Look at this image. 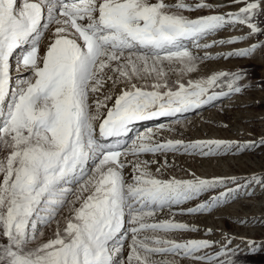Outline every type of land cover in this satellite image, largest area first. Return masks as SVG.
<instances>
[{"label": "snow or ice", "instance_id": "1", "mask_svg": "<svg viewBox=\"0 0 264 264\" xmlns=\"http://www.w3.org/2000/svg\"><path fill=\"white\" fill-rule=\"evenodd\" d=\"M235 5L221 13L208 0H0V264H236L234 236L176 239L200 231L176 217L211 214L241 189L252 195L264 176L243 185L195 173L165 179L168 157H218L264 138L162 141L159 133L175 129L160 124L124 139L136 122L181 124L183 114L250 87L242 68L182 79L207 61L264 48L212 54L264 35V0ZM241 26L247 35L209 41ZM173 75L181 79L169 83Z\"/></svg>", "mask_w": 264, "mask_h": 264}, {"label": "rangeland", "instance_id": "2", "mask_svg": "<svg viewBox=\"0 0 264 264\" xmlns=\"http://www.w3.org/2000/svg\"><path fill=\"white\" fill-rule=\"evenodd\" d=\"M168 2L175 3L177 2V0H168ZM186 2L195 3L196 0H186ZM208 2L213 3L214 0H208ZM223 2L227 3V5H224V4L220 5L218 11L221 13H225L228 11H236L238 7L240 6V5L230 6V0H223ZM226 9H229V10H226ZM184 14L192 18H195L196 16L207 15L209 13L207 12V10H205V11L193 12V13L186 12ZM260 20L264 21V17H261ZM260 26L264 28V23H261ZM241 27L235 30L229 27L227 28L231 30V31L228 30L229 32L227 31V29L220 31L218 34L219 36L218 40L225 39V36L229 35L230 33H232L231 35H234V36L242 34V33L243 35H246L248 29L246 27H242V28ZM209 38H213V37H209ZM257 42L264 43V35H258L254 38L246 39L234 45L219 46L218 48L220 49V47H224L230 50L232 48L233 50V49L241 48L242 44L244 43L252 44V43H257ZM214 49L215 47L212 48L210 51L212 52V50ZM225 51H228V50H225ZM13 64L15 65V59H13ZM216 66L218 67L224 66V68L226 67L223 70H237L240 68L244 69L247 72V80L245 82L246 83L249 82L248 84L250 85V87L244 92V94L238 95V97L237 95L233 96L234 100L231 101L230 104L229 102L226 103V99H228L226 98L225 100L223 99L221 101H217L218 103L216 102L212 107H210V109H207V111L211 113L210 115H215V117L220 115L218 118H222L223 123H224L223 125H221L222 127L221 126L215 127L214 130L212 131V134L223 140L230 139V141H238V142L256 141L257 144L259 145L260 139L264 138V48L258 49L251 57H248V58H231L228 60L220 59L216 61H207L204 64L199 66L198 73L188 74L186 76H183L182 79L184 82H186L188 79L199 78L202 76L206 77L210 73L214 72ZM15 75L16 73L13 70V76ZM176 79H181V77L173 75L169 83H172V81ZM243 98L248 102L251 100L254 103L251 104L250 106L248 105V102L245 103L246 101H243L244 100ZM234 101H237V102H234ZM238 102L240 105L242 103L245 105L238 106ZM212 111L214 112V114ZM225 111L226 112L229 111L231 115L234 113L233 115L234 118L229 119L228 116H226L227 113ZM193 116H190V117L186 116L185 118L181 120V124L185 122L187 124L188 130L190 131V133L192 132L191 133L192 137L195 138L196 140H199L198 138H200L201 137L200 135H202V133L200 132L201 123L198 122L197 119H194L197 115L196 116L193 115ZM225 120L228 122H226ZM225 125H227V127H225ZM168 138H171V136ZM175 157H173V159L175 160L176 167L171 176H175L177 178H185V176H186V179L191 178L190 177L191 173H195L196 176H199V177L205 176L208 178L209 177L210 178L211 177H236L237 178L241 176L242 177L241 179L240 178H237V179L243 185L244 182L247 179H249L253 174H257L258 176H264V169H263L264 168V145H259L251 149V151L245 150L243 152H233L227 155L218 156V157H210V158L207 157L205 159L199 158L198 156L195 158L192 156H175ZM230 186H232V184H230L229 187ZM234 186L236 187V185H233L232 187ZM255 188H257V190L259 188V193L252 194V195H246L245 190L241 189L239 196L234 201H230L227 205L219 207L220 212L222 210L226 212L225 213L226 217L223 218V224L221 221L220 223L216 224L217 227L215 228L209 227L213 230V234L209 235L206 238V239H210L214 241H222L224 234L234 236L236 239L233 240V244L231 246L235 247L237 244H239L240 249H241V252L239 253V255L234 258L236 260V264H264V218H261V217L252 218V220L250 218L251 216H256V214H253V213L260 211V210L264 211V205L259 206L258 204V202H261L262 204H264V194H263L264 189L261 192V189H262L261 187L253 186V188L250 189V191L254 190ZM244 199L246 202L243 201ZM241 200L243 201L242 206H241ZM257 200L259 201L257 202ZM250 201L252 202V204L250 203ZM242 220L245 221V223H241ZM210 222H211V219H210ZM212 224L213 223L204 222L202 223V228L205 229L208 225H212ZM50 235H51V232L48 231L46 233L45 238H47V236H50ZM196 236H199V234L197 235V233H183V234H176L174 238L176 239H201V238H194ZM241 237L246 238L247 240L255 241L256 244L260 246L259 250L254 253L249 252L247 244L241 243V240H240ZM182 264H190V262L183 261Z\"/></svg>", "mask_w": 264, "mask_h": 264}, {"label": "bare ground", "instance_id": "3", "mask_svg": "<svg viewBox=\"0 0 264 264\" xmlns=\"http://www.w3.org/2000/svg\"><path fill=\"white\" fill-rule=\"evenodd\" d=\"M214 4H216V5H227V3H225V2H223V0H214V2H213ZM226 10H229V9H226ZM225 11V10H224ZM229 12V11H228ZM240 28V27H239ZM242 28V27H241ZM228 30H230V29H227V31ZM231 31V30H230ZM233 31V30H232ZM229 32V31H228ZM238 32V31H237ZM244 32V31H243ZM246 33V32H245ZM247 33H248V30H247ZM218 34L219 33H217L216 35H214V36H212L213 38H209V41H211V40H218ZM232 33H230L229 35H226L225 36V39H227V38H230V37H232V36H234V35H231ZM240 35H243V33L242 34H239V35H235V36H240ZM247 35V34H246ZM217 38V39H216ZM251 44H249V43H244V44H242V46H241V48H244V47H248V46H250ZM225 46V45H224ZM240 46V45H239ZM229 48V47H228ZM225 50H228V51H231L232 50V48H231V50L230 49H226V48H224V47H220V49L218 48V47H215V49L214 50H212V54L213 55H215V54H217V53H225V52H228V51H225ZM259 58V57H258ZM262 59V58H261ZM261 59H260V61H261ZM248 61V60H247ZM231 64V63H230ZM233 65V64H232ZM231 65V66H232ZM226 68V67H225ZM224 68V66H220V67H218V66H216V68H215V70L214 71H217V70H223V69H225ZM249 83V82H248ZM237 97H238V95H237ZM234 97H232V98H230V99H226V103H228L229 102V104H230V102L231 101H233L234 99H233ZM244 99V98H243ZM225 100V99H224ZM237 100V99H236ZM243 101H246L245 99L243 100ZM217 102V101H216ZM216 102H214V104L216 103ZM234 102H237V101H234ZM248 101H246L245 103H247ZM218 103V102H217ZM254 102H252L251 100L248 102V105H250L251 106V104H253ZM214 104H211V105H207V106H204V107H202L201 109H199V110H196V111H194V112H189V113H185V114H183L182 116H180V117H178L180 120H182L183 118H185L186 116H193V115H197L194 119H197V121L198 122H200L201 123V125H200V127H201V129H200V132L202 133V135H200L201 137L200 138H198V139H220V138H218L217 136H214L213 134H212V131L214 130V128L215 127H220L221 125H223L224 123H223V120H222V118H218L219 116H217V117H215V115H210L211 113H209V111H207V109H210V107H212ZM233 104V103H232ZM241 105H245V104H241ZM240 104H239V102H238V106H241ZM247 105V104H246ZM247 105V106H248ZM246 107V106H245ZM231 110V109H230ZM213 112V111H212ZM226 112V111H225ZM227 114H226V116H228V118L229 119H233L234 118V113L231 115V113L228 111V112H226ZM213 114H214V112H213ZM200 117H199V116ZM194 117V116H193ZM260 117V116H259ZM227 118V117H226ZM227 118V119H228ZM176 118H159V119H156V120H148V121H141V122H136L133 126H132V131L128 134V136L126 137V138H124V139H127V138H129V136H131L133 133H134V135H133V137L129 140V141H131L133 138H135V136L138 134V133H142V132H144V131H146L147 129H153V130H156L157 129V127H158V125H160V124H165L166 126H171L173 129H175L174 131H171V132H169V131H167V130H165V131H163V132H161V133H159V135L156 137L157 139H159V140H165V139H182V140H185V141H194V140H196L195 138H193L192 137V132L190 133V131L188 130V127H187V124L185 123V122H183V124H181V125H179V124H175L174 123V120H175ZM188 119V118H187ZM186 119V120H187ZM225 119V118H224ZM260 119V118H259ZM189 120H190V118H189ZM193 120V119H192ZM221 121H222V123H221ZM226 121V120H225ZM226 122H228V121H226ZM190 124V123H189ZM189 126V125H188ZM222 127V126H221ZM194 134V133H193ZM190 135V136H189ZM219 135V134H218ZM171 136V138H168V137H170ZM224 137V136H223ZM225 138V137H224ZM228 139V138H227ZM249 139V138H248ZM256 139V138H255ZM230 140V139H229ZM235 140V139H234ZM251 151V150H250ZM238 154H240V153H238ZM176 156H188V155H176ZM199 157V156H198ZM146 159H151V157L150 156H148V157H145ZM199 158H207V157H199ZM168 159H169V161L170 162H172L173 164H174V167L173 168H169L166 172H165V176H164V178L165 179H167L169 176H171L172 174H173V171L175 170V167H176V163H175V160L173 159V157L172 156H170V157H168ZM175 159H176V157H175ZM177 159H178V157H177ZM181 163V162H180ZM178 166V165H177ZM180 166V165H179ZM223 167V166H222ZM228 168V167H227ZM262 169V168H261ZM264 169V168H263ZM155 170V166H153V171ZM258 170V169H257ZM177 171H179V170H177ZM236 171H237V169H236ZM229 172V171H228ZM254 172V171H253ZM244 173V172H243ZM259 173H261V172H259ZM190 175V174H189ZM255 175H257V174H255ZM179 177V176H178ZM191 177V176H190ZM185 178H186V176H185ZM192 178V177H191ZM202 178H208V177H202ZM210 178V177H209ZM237 178H242L241 176L240 177H237ZM232 186H233V184H232ZM232 186H230V187H232ZM235 187V186H234ZM252 192H253V194H257V193H259V188H258V190H257V188H255L254 190H251ZM263 191V189H261V192ZM264 194V193H263ZM203 199H207V196H205V197H203ZM238 201H240V200H238ZM238 201H236V202H238ZM244 202H246L245 201V199L243 200ZM242 200H241V206H242V202H243ZM252 201H254V200H252ZM259 200H257V202H258ZM198 202H200V201H193V202H189L188 204H186V205H184V207H191V206H194V204L195 203H198ZM250 203L252 204V202L250 201ZM237 204V203H236ZM243 204H245V203H243ZM254 204V203H253ZM258 204H259V206H263L264 204H262L261 202H258ZM257 204V205H258ZM239 205H240V203H239ZM250 205V204H249ZM229 206V205H228ZM245 206H247V205H245ZM240 207V206H239ZM238 208V207H237ZM219 209L220 208H218L217 209V211L215 210V211H213L211 214H203V215H196V216H188V215H184V216H177L176 217V220H178V221H183V222H187V223H190V224H195V225H197L199 228H200V231L197 233V235L199 234V236H196V237H194V238H202V237H204V238H207L208 236H206L204 233H205V230L207 229V228H209V227H212V228H215V227H217L216 226V224H218V223H220L221 221H222V224H223V218L224 217H226V212H224V210H222L221 212L219 211ZM225 214V215H224ZM233 214V213H232ZM253 214H256V216H249L250 218H251V220H252V218H259V217H261V218H264V211L263 210H260V211H257V212H255V213H253ZM205 215H207V216H205ZM228 216V215H227ZM232 216V215H231ZM164 218V217H163ZM234 218V217H233ZM240 218V217H239ZM210 219H211V222H210ZM207 221H209V222H207ZM204 222H206V223H213L212 225H208L205 229H203L202 228V223H204ZM51 232V231H50ZM191 236V235H190ZM231 236V235H230ZM193 238V237H192ZM248 246V245H247Z\"/></svg>", "mask_w": 264, "mask_h": 264}]
</instances>
